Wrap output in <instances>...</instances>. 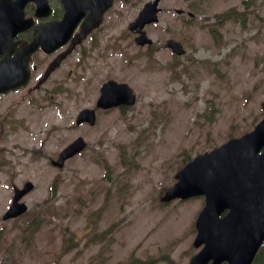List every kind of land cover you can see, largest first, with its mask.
<instances>
[{
  "label": "rangeland",
  "instance_id": "rangeland-1",
  "mask_svg": "<svg viewBox=\"0 0 264 264\" xmlns=\"http://www.w3.org/2000/svg\"><path fill=\"white\" fill-rule=\"evenodd\" d=\"M146 1L117 0L45 84L3 98L18 100L12 114L0 112V264H185L196 252L202 198L160 196L183 163L261 119L264 0H161L158 21L144 27L151 47L136 45L127 29ZM223 13L230 17L218 21ZM169 38L183 55L165 46ZM107 79L126 82L136 102L75 126ZM76 136L85 150L52 167ZM27 180V212L3 221L12 187Z\"/></svg>",
  "mask_w": 264,
  "mask_h": 264
},
{
  "label": "water",
  "instance_id": "water-1",
  "mask_svg": "<svg viewBox=\"0 0 264 264\" xmlns=\"http://www.w3.org/2000/svg\"><path fill=\"white\" fill-rule=\"evenodd\" d=\"M29 1L35 2L38 15H44L48 11L46 0H0V16L4 18L6 12V22L10 27L12 22H16L19 29L29 28L32 20L23 19L22 12ZM158 1L146 3L135 21L128 25L130 30L136 29L139 33L135 38L138 44L150 43L141 29L145 23L157 20ZM61 2L65 10L62 20L39 25L36 36L22 46L21 63L17 70L12 72L7 68L4 72L0 71V91L15 83H23L29 71L32 53L38 48L51 53L65 44L79 20L87 14L69 47L50 63L44 74L46 76L75 44L99 24L102 13L111 5L112 0ZM167 45L176 53L183 52L178 42L169 40ZM134 100V94L125 83L109 80L101 86L96 105L109 108L120 104L131 105ZM261 106L264 112V102ZM82 121L93 123V110H82L77 122ZM82 145L80 139L71 143L59 153L57 161L53 163L61 166L66 158L80 151ZM263 145L264 117L250 133L230 139L210 152L198 155L176 174L177 183L165 192L162 200L187 198L197 194L206 196V205L195 223L196 235L193 240L194 247L202 244L203 247L190 258L188 264H221L223 261L228 264L252 263L264 240V150L258 154ZM31 188L32 184L26 183L22 190H15L13 203L4 219L17 216L26 209L17 200ZM224 209L228 211L219 217Z\"/></svg>",
  "mask_w": 264,
  "mask_h": 264
},
{
  "label": "flooded vegetation",
  "instance_id": "flooded-vegetation-1",
  "mask_svg": "<svg viewBox=\"0 0 264 264\" xmlns=\"http://www.w3.org/2000/svg\"><path fill=\"white\" fill-rule=\"evenodd\" d=\"M53 1V0H51ZM56 1V4H57V8H58V13L55 12V7L54 5L52 4L51 7H52V18H57L59 15H61L62 11H61V4H60V1L59 0H55ZM54 10V11H53ZM61 16H59L60 18ZM38 22V21H36ZM32 34V33H31ZM22 34L21 33H18L15 35L14 39L12 40L13 41V44H14V48L15 49H18L20 46H21V42H22ZM2 49H4V43L2 44ZM19 51V50H18ZM12 56V55H11ZM3 57L0 56V60L2 59ZM47 63H40L39 65H36L35 66V69L37 70V67L40 66L39 68L44 69L46 67ZM35 70V71H36Z\"/></svg>",
  "mask_w": 264,
  "mask_h": 264
},
{
  "label": "trees",
  "instance_id": "trees-1",
  "mask_svg": "<svg viewBox=\"0 0 264 264\" xmlns=\"http://www.w3.org/2000/svg\"><path fill=\"white\" fill-rule=\"evenodd\" d=\"M253 264H264V244L261 246L257 252Z\"/></svg>",
  "mask_w": 264,
  "mask_h": 264
},
{
  "label": "bare ground",
  "instance_id": "bare-ground-1",
  "mask_svg": "<svg viewBox=\"0 0 264 264\" xmlns=\"http://www.w3.org/2000/svg\"><path fill=\"white\" fill-rule=\"evenodd\" d=\"M27 120V119H26ZM32 128V127H31Z\"/></svg>",
  "mask_w": 264,
  "mask_h": 264
}]
</instances>
